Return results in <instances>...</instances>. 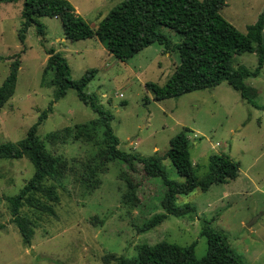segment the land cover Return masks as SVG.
I'll list each match as a JSON object with an SVG mask.
<instances>
[{
	"label": "rangeland",
	"instance_id": "obj_1",
	"mask_svg": "<svg viewBox=\"0 0 264 264\" xmlns=\"http://www.w3.org/2000/svg\"><path fill=\"white\" fill-rule=\"evenodd\" d=\"M69 1L95 29L121 0ZM22 6L23 0L0 2V84L11 61L16 57L20 60L14 93L0 109V143L23 138L51 103V111L36 132L45 148L64 158L68 168L59 181L45 180L54 186L59 198L51 203L54 215L26 204L21 207L20 212L31 218L34 231L30 244L25 245L3 197L20 189L32 175L33 165L27 156L0 159V264H116L109 254L130 257L139 244L161 240L179 245L195 242V254L201 257L207 247V239L200 233L205 223L225 233L244 264H264V63L258 75L245 79L251 102L225 81L212 88L154 100L145 83L162 85L173 73L179 63L174 45L181 41L180 34L160 26L170 39L169 47L153 42L122 61L95 37L66 39L56 17H39L44 36L30 26L20 42L17 31L23 20ZM220 13L245 32L260 13L264 15V0H226ZM49 47L65 56L72 79L96 68L84 90L95 94L103 108L112 113L111 127L119 149L141 156H162L169 139L187 127L196 173L206 171L210 154L223 153L238 161L237 177L214 182L205 191L196 188L178 194L176 203H191L194 212L182 217L168 215L150 230L138 233L136 226L162 211L161 179L145 175L138 162L134 169L119 160L103 163L99 154L101 127L93 130L90 138L81 127L74 128L97 114L78 99L73 88L52 101L56 87L50 83V73H43L45 48ZM256 63L255 52L235 57V65L253 69ZM97 162L101 165L92 180L98 184L87 188L83 178ZM162 165L170 179L183 180L168 158L162 159ZM130 186L135 189V198L130 195L123 201ZM35 197L48 202L38 193Z\"/></svg>",
	"mask_w": 264,
	"mask_h": 264
},
{
	"label": "trees",
	"instance_id": "obj_2",
	"mask_svg": "<svg viewBox=\"0 0 264 264\" xmlns=\"http://www.w3.org/2000/svg\"><path fill=\"white\" fill-rule=\"evenodd\" d=\"M11 1L14 0H0ZM225 4L226 0H121L109 9L93 29L76 12L69 0H23V20L17 37L23 42L30 26H35L37 35L44 36V28L38 18L56 17L66 39L76 41L95 37L113 57L124 61L153 42L169 47L170 39L159 30L160 26H166L182 36L181 41L174 45L178 51L179 63L162 85L155 82L145 83L154 100L212 88L225 81L243 99L251 102L246 94L248 85L245 79L258 75L263 67L264 15L260 13L253 23L246 26V31L241 32L221 15L220 9ZM243 52L257 54V63L253 69L243 64L235 65L236 55ZM45 53L47 58L43 73H50V83L56 87L52 101L63 97L67 89L73 88L78 99L97 114L96 118L80 126L75 125L74 128L81 127L83 134L90 138L94 134L93 130L101 127L102 148L99 154L103 163L119 160L134 169V163L138 162L145 175L161 179L164 186L160 199L162 211L154 213L142 225L136 226L138 233L150 230L168 215L182 217L194 212L195 207L191 203H176L178 194H187L196 188L205 191L214 182L223 183L237 177L238 161L223 153L210 154L206 171L198 175L190 156L187 127H183L169 139L168 148L162 156H141L119 149L118 138L111 127L112 113L103 108L95 94L84 90L96 68L86 70L78 79H72L68 62L60 51L49 47L45 48ZM19 63L18 57L11 61L8 74L0 84V109L14 93ZM49 111L51 103L39 113L37 121L27 129L23 138L16 142L0 143V159L27 156L33 165L32 175L20 189L15 194L3 197L11 221L16 225L25 245L30 244L34 231L31 218L20 212L21 207L26 204L35 210L54 215L51 203L57 202L59 198L54 186L45 183V180L59 181L68 168L65 159L52 155L37 135V126ZM163 158L171 161L177 174L183 177L182 181L168 177L162 165ZM99 165L101 163L97 162L89 168L87 177L83 178L85 187L97 186L98 181L92 180V177ZM36 193L48 202H41L35 197ZM134 194L135 189L130 186L123 201L128 200L130 195L135 198ZM200 233L207 239L206 252L201 257L195 254V242L179 245L166 240L153 244L141 243L136 247L135 255L130 257L114 254L108 256L116 264H244L224 232L205 223Z\"/></svg>",
	"mask_w": 264,
	"mask_h": 264
},
{
	"label": "water",
	"instance_id": "obj_3",
	"mask_svg": "<svg viewBox=\"0 0 264 264\" xmlns=\"http://www.w3.org/2000/svg\"><path fill=\"white\" fill-rule=\"evenodd\" d=\"M252 222H253V220H251L250 222H248L247 223V226H250Z\"/></svg>",
	"mask_w": 264,
	"mask_h": 264
}]
</instances>
